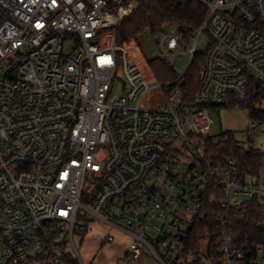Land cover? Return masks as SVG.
<instances>
[{"label":"built area","instance_id":"built-area-1","mask_svg":"<svg viewBox=\"0 0 264 264\" xmlns=\"http://www.w3.org/2000/svg\"><path fill=\"white\" fill-rule=\"evenodd\" d=\"M196 1L207 10L196 36L209 44L190 101L196 42L161 84L135 41L104 39L137 0H0V264H84L79 211L129 237L121 259L264 264V163L242 175L210 146L224 139L210 133L212 111L264 88V0ZM154 37L172 63L182 33ZM253 200L260 235L241 237L235 210Z\"/></svg>","mask_w":264,"mask_h":264},{"label":"trees","instance_id":"trees-1","mask_svg":"<svg viewBox=\"0 0 264 264\" xmlns=\"http://www.w3.org/2000/svg\"><path fill=\"white\" fill-rule=\"evenodd\" d=\"M206 16V8L196 0H137V4L129 16L104 31V39L106 41L113 40L116 43L134 41L136 36L148 27L153 30H161L166 24H174L177 30L182 33L184 41H188L190 38H194ZM205 56L206 50L196 53L184 75L183 95L190 101L194 99L200 85ZM148 68L161 84H166L176 77L174 71L162 59L149 60ZM263 97L264 88L257 92L251 90L245 102H233L229 108H245L248 110L251 120H264V111L255 106ZM221 136L224 138L222 141H218L217 144L211 143L212 151L223 157L235 155L239 160V171L242 175L258 176L264 163V152L238 145L234 133L231 131L221 133ZM248 206L250 210L245 203L237 207L233 217L237 234L241 237H247L252 232L260 235L254 228V222L261 219L258 204L253 200ZM201 229L202 227L199 226L197 232H200ZM191 235H195V233L192 231Z\"/></svg>","mask_w":264,"mask_h":264},{"label":"rangeland","instance_id":"rangeland-1","mask_svg":"<svg viewBox=\"0 0 264 264\" xmlns=\"http://www.w3.org/2000/svg\"><path fill=\"white\" fill-rule=\"evenodd\" d=\"M110 28H106L108 30ZM172 30L176 31L177 27L174 24H166L161 28V31L169 34ZM155 30L150 27L143 30L134 39L137 50L135 55L143 67L148 66V61L152 59H162L164 54L155 43ZM197 35V33H196ZM190 38L184 44H179L178 47L172 51L174 60L168 66L178 76L184 72L188 65V47H192L194 43L196 53L205 52L209 44V37L202 33L198 37ZM69 45L66 44V47ZM149 69V68H148ZM256 108L264 111V97L256 103ZM213 123L211 125L210 133L212 135H220L225 132H233L238 145L243 148H255L264 152V125L249 133L246 128L250 123L248 110L245 108H222L212 111ZM85 196L82 202L87 203ZM83 227V228H82ZM104 227L96 222H93L88 216L83 215L79 211L78 224L73 230V240L77 246L78 253L84 264H158V262L150 255V252L145 251L142 257L138 260L121 259L120 250L124 244H117L107 247L98 245L102 243ZM69 243V238L64 239ZM115 244V243H114Z\"/></svg>","mask_w":264,"mask_h":264},{"label":"crops","instance_id":"crops-1","mask_svg":"<svg viewBox=\"0 0 264 264\" xmlns=\"http://www.w3.org/2000/svg\"><path fill=\"white\" fill-rule=\"evenodd\" d=\"M102 227H104V226H102ZM104 229H105V231L102 234V236H103L102 243L99 244L98 246L99 247H103V245L106 244L107 247H111L112 248V246L116 245V243L117 244H121L122 243V244H124V246H122L121 250L119 251L120 255L122 256L124 254V252L126 251L128 243L130 241L129 237L126 236L125 234L121 233V232L116 231V230H110V229H108L106 227H104ZM107 234L112 235L113 236V240L111 242H109V243H103L104 237Z\"/></svg>","mask_w":264,"mask_h":264},{"label":"water","instance_id":"water-1","mask_svg":"<svg viewBox=\"0 0 264 264\" xmlns=\"http://www.w3.org/2000/svg\"><path fill=\"white\" fill-rule=\"evenodd\" d=\"M188 230V229H187Z\"/></svg>","mask_w":264,"mask_h":264}]
</instances>
